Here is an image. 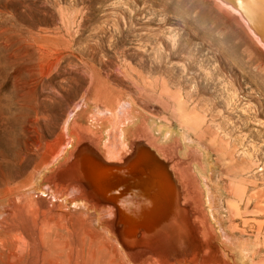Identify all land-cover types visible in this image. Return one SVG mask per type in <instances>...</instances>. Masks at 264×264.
Masks as SVG:
<instances>
[{
	"label": "rangeland",
	"instance_id": "rangeland-1",
	"mask_svg": "<svg viewBox=\"0 0 264 264\" xmlns=\"http://www.w3.org/2000/svg\"><path fill=\"white\" fill-rule=\"evenodd\" d=\"M244 1L0 0V264H264Z\"/></svg>",
	"mask_w": 264,
	"mask_h": 264
},
{
	"label": "bare ground",
	"instance_id": "bare-ground-1",
	"mask_svg": "<svg viewBox=\"0 0 264 264\" xmlns=\"http://www.w3.org/2000/svg\"><path fill=\"white\" fill-rule=\"evenodd\" d=\"M231 2H234V3H236V5L238 6V7H241L243 10H244V7H246L248 10L247 11H245L244 10V14H245V16H247L248 18H250V19H253V17H254V15L256 14V13H258V17H262V15L258 12L259 11V9H257V7H255V5H253V7H248V4H249V2H246V1H244V0H230ZM256 2V0H251V3H255ZM240 4H242V6L240 5ZM255 11H256V13H255ZM264 12V11H263ZM263 18V17H262ZM118 130H121V128H119ZM122 131V130H121ZM116 132H117V130L114 132V134H109L110 135V138L112 139V144L113 145H115L116 146V143H118L117 142V140L120 138V136H121V133L120 134H118V136L116 135ZM119 137V138H118ZM113 139H115V140H113ZM114 141V142H113ZM120 146V145H119ZM112 147V146H111ZM21 151V150H20ZM125 156V155H124ZM125 158H127V157H125ZM79 160V159H78ZM78 166V165H77ZM27 167V166H26ZM89 167V166H88ZM10 168V167H9ZM8 169V168H7ZM25 169V168H24ZM4 171H5V169H4ZM3 171V173L1 174V177H2V179H0V185H2L3 184V186H6V185H9V184H11V183H13L17 178H20L19 176H20V173H22V171L20 172L18 169H8V170H6L5 172ZM101 179V178H100ZM85 187H87V188H91V184L90 183H85ZM189 200V199H188ZM191 200V199H190ZM187 206V205H186ZM111 209H114V208H111ZM111 209H108V210H111ZM189 209V208H188ZM107 210V211H108ZM190 216V215H189ZM190 220H191V217H190ZM204 221H205V219H203ZM205 235V234H204ZM182 239H184V238H182ZM94 254V253H93ZM184 257V256H183Z\"/></svg>",
	"mask_w": 264,
	"mask_h": 264
}]
</instances>
